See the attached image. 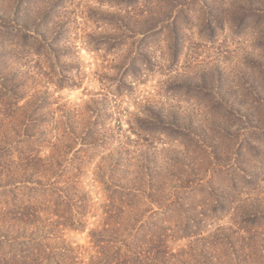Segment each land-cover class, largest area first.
I'll return each mask as SVG.
<instances>
[{
  "label": "rangeland",
  "instance_id": "374dc122",
  "mask_svg": "<svg viewBox=\"0 0 264 264\" xmlns=\"http://www.w3.org/2000/svg\"><path fill=\"white\" fill-rule=\"evenodd\" d=\"M112 205L264 264V0H0V264H88Z\"/></svg>",
  "mask_w": 264,
  "mask_h": 264
},
{
  "label": "trees",
  "instance_id": "16d2710c",
  "mask_svg": "<svg viewBox=\"0 0 264 264\" xmlns=\"http://www.w3.org/2000/svg\"><path fill=\"white\" fill-rule=\"evenodd\" d=\"M125 194L131 199L139 198L135 192L129 191ZM82 214H78L80 220L75 230L85 228L82 226ZM143 216V212L137 208L127 210L112 205L105 209L101 224L88 234L92 249L95 250L88 264H188V252L174 251L168 246L173 239V236L168 234L169 229L159 227L158 223H145ZM56 230L60 231L58 226H53L45 234L44 240H49Z\"/></svg>",
  "mask_w": 264,
  "mask_h": 264
}]
</instances>
